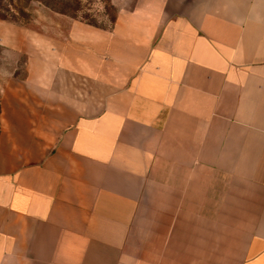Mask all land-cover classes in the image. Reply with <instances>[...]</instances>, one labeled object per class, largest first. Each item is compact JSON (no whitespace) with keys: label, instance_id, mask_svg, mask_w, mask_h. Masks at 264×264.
<instances>
[{"label":"crops","instance_id":"0c3cea01","mask_svg":"<svg viewBox=\"0 0 264 264\" xmlns=\"http://www.w3.org/2000/svg\"><path fill=\"white\" fill-rule=\"evenodd\" d=\"M67 23L0 35V264H264V0Z\"/></svg>","mask_w":264,"mask_h":264},{"label":"rangeland","instance_id":"374dc122","mask_svg":"<svg viewBox=\"0 0 264 264\" xmlns=\"http://www.w3.org/2000/svg\"><path fill=\"white\" fill-rule=\"evenodd\" d=\"M126 0H2L0 35L28 28H65L70 20H84L99 25H111ZM57 2V3H56ZM2 40L0 38V45ZM12 61L0 47V67ZM6 62V63H5ZM11 63V65H10ZM14 70L21 66L10 62ZM19 70V69H17Z\"/></svg>","mask_w":264,"mask_h":264},{"label":"trees","instance_id":"16d2710c","mask_svg":"<svg viewBox=\"0 0 264 264\" xmlns=\"http://www.w3.org/2000/svg\"><path fill=\"white\" fill-rule=\"evenodd\" d=\"M42 2H44V3H46L48 6H51V4L50 3H47V2H45V0H41ZM1 2H2V0H0V6H1ZM57 3V2H56Z\"/></svg>","mask_w":264,"mask_h":264}]
</instances>
